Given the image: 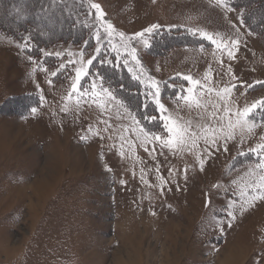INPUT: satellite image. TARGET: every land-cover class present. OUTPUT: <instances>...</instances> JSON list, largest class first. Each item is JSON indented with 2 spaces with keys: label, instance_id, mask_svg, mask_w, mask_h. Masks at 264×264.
Returning a JSON list of instances; mask_svg holds the SVG:
<instances>
[{
  "label": "rangeland",
  "instance_id": "1",
  "mask_svg": "<svg viewBox=\"0 0 264 264\" xmlns=\"http://www.w3.org/2000/svg\"><path fill=\"white\" fill-rule=\"evenodd\" d=\"M63 1L90 43L85 38L58 42L36 56L27 52V38L18 40L0 31V264H232L230 260L237 258L240 264H264V200L246 204V197H241L244 181L239 179L261 159L249 148L261 142L264 108L251 114L259 127L243 144L237 137L228 141L226 152L222 141L220 151L202 152L201 170L196 152L162 147L159 141L141 145L134 131H123L136 127L131 113L146 131L155 133L103 81L116 97L106 111L92 103L90 93L79 106L75 97L65 99L83 52L86 65L95 57L124 71L135 81L125 79L127 88L137 84L143 102L154 105L159 116L172 114L199 123L196 108L176 102L181 89L191 86L183 76L191 75L215 90L235 85L225 100L234 108L250 105L264 98V83H257L264 82V36L251 32L241 20L240 8L231 7L228 0L225 5L217 0ZM93 3L114 25L111 36L96 19ZM44 5L39 0H0V15L27 17L43 33H58L64 11ZM152 24L160 27L130 41L137 49L138 66L118 33L127 38ZM193 29L239 39L238 50L232 49L235 58L199 32L193 34ZM167 30H176L190 43L170 47L165 54L149 52L153 35ZM45 56L56 58L53 68L44 64ZM92 67L87 65L81 89L93 80L101 83L102 74ZM99 68L106 72L104 65ZM58 74L65 79L58 80ZM206 74L210 81L204 80ZM148 76L159 83V98L168 113L155 104ZM204 98L219 102L215 91ZM65 106L68 111L62 110ZM34 107L36 113L31 111ZM164 130L155 134L166 136ZM129 139L135 142L131 148ZM157 169L166 181L163 191ZM230 255L236 258L227 263Z\"/></svg>",
  "mask_w": 264,
  "mask_h": 264
},
{
  "label": "snow or ice",
  "instance_id": "2",
  "mask_svg": "<svg viewBox=\"0 0 264 264\" xmlns=\"http://www.w3.org/2000/svg\"><path fill=\"white\" fill-rule=\"evenodd\" d=\"M217 3L220 5H225L226 0H217ZM91 7L96 9V19L100 21V26L105 28V31L109 36H111L116 30L114 25L104 19L105 13L102 11L101 6L98 3L91 4ZM160 25L152 24L149 27L143 29L141 32L134 33L131 36L125 38V33L119 32L118 35L125 41L124 48L125 51L131 56V59L136 62L139 66L141 64L140 60L137 57V49L132 47L130 41L134 40L136 37H142L145 33H151L153 30L159 28ZM193 34L199 32L200 35L206 37L213 45L216 46L217 50L227 49V55L230 58H235V54L232 51L233 48L238 50L239 39H224L220 34H210L206 31H200L199 29H193ZM97 41L100 40L99 30L96 33ZM113 50L118 51L116 45H113ZM203 50V46H201ZM97 53L100 51L98 46L95 50ZM60 55V53H57ZM71 55V53H69ZM81 55V67L76 68L75 70V79L71 84V89L66 96V100L71 101L75 97V103L77 106L80 105L81 99L85 96H88L89 93L92 97V103L98 105L102 110H107L108 105L113 101H116V97L109 88L103 87V78L101 77V83L98 85L95 80L92 81L89 88L81 89L80 81L88 75L87 65L92 64V59L87 61V65L83 61V52ZM95 59V57H93ZM222 63V61H221ZM124 64H128V60L124 61ZM61 68L64 65L60 66ZM130 72H134L133 68L128 69ZM141 71L143 68L141 67ZM228 72L231 74L232 69L229 67ZM53 76L56 75L55 72L52 73ZM177 75H180L179 73ZM135 79H140L139 76H135ZM183 79L188 81L191 86L186 89H181V92L176 96V102L179 105L183 101L189 109L196 108L197 115L200 117L199 123H193L191 119L184 120L182 117L173 116L172 114H164L159 117L161 121L164 122V128L166 129V136L157 135L155 133H150L145 130L143 126L140 125V121L136 120L135 116L131 113H128L131 116L133 125L136 127L131 129H123V131H134L136 133V139L140 140L141 145H146L147 143H155L159 141L162 147H167L169 149H174L177 151H184L187 149L189 152L197 153V160L203 170L205 164V159L202 157L201 153H207L212 155L214 151L221 150V141L222 150L228 151V141H235L239 137L241 144L244 143L246 136L254 133V129L259 127V125L252 119H250L251 114L254 110L258 108H264V98L253 101L250 105H245L244 107H233L232 104H229L225 97L232 92V89L235 87H224L220 90H215L212 87H208L207 83L202 84L200 80L194 79L191 75H184ZM148 80L151 82V87L155 89V92L152 93L155 104L157 105L161 113H168V109L160 100V89L159 83L152 77L148 76ZM204 80L210 81V77L206 74ZM51 83V81H49ZM257 83H264L257 81ZM247 87H252L248 85ZM99 88V91L97 90ZM197 89H201L199 94H197ZM215 91V95L218 98L219 102H213L211 99H205L204 97L207 94H211ZM186 93V94H185ZM44 100V97L41 96V101ZM117 103L123 107L122 102L117 101ZM211 108V111H209ZM63 111H68L67 106L62 109ZM32 113H36L37 109L34 107L31 109ZM119 111V109H118ZM128 110L125 108V112ZM151 119H157V117H151ZM207 121V123H205ZM107 123V122H105ZM107 131V129H105ZM120 139L124 141L126 138L121 135ZM203 141L204 147H200V141ZM260 141L253 148H249V151L256 153L261 156L259 162L254 166H250L248 171L244 174V177L239 179L244 181L242 185L241 197L245 198V203L249 206L256 200H264V134H261ZM129 147H133L135 142L133 140H127ZM123 145H121V148ZM147 150V148H146ZM123 155V151H121ZM240 155H244L243 152ZM110 170V169H109ZM187 169H185L186 172ZM142 171V180L144 179L143 170ZM158 179L161 181V191H163L162 185L166 183L164 178L159 175V169H157ZM245 178H247L245 180ZM145 183H148L147 180H144ZM238 181L233 180L232 183L236 184ZM124 183V181H121ZM218 187V185H214ZM253 190L251 193L248 190ZM210 201L206 202L207 204ZM235 204V201L229 204L231 208ZM246 209L241 205L240 211L243 212ZM228 215L232 218L234 213L232 211L228 212ZM222 230V229H221Z\"/></svg>",
  "mask_w": 264,
  "mask_h": 264
},
{
  "label": "trees",
  "instance_id": "3",
  "mask_svg": "<svg viewBox=\"0 0 264 264\" xmlns=\"http://www.w3.org/2000/svg\"><path fill=\"white\" fill-rule=\"evenodd\" d=\"M14 1L16 0H13V2ZM64 2L65 1L63 0H39V3L45 4L44 8L47 6L46 9H56V11L61 12L64 11L62 15L63 27L57 31L58 33L45 34L27 17L24 20H13V18H6L4 13L0 15V31L18 40L27 38L28 43H26V50L30 54L33 53L36 56H38L42 48L58 42H81L85 38L87 43H90V39L87 38V31H84V27L79 28L74 22H72L73 14L71 13V7L67 6ZM228 4L231 7L237 9L240 8L241 20L251 32L264 36V0H228ZM78 28L79 33L77 32ZM172 34L176 35L173 37ZM77 35L78 37H76ZM196 38L199 39V37ZM167 41L172 44H168ZM189 43L190 42L187 41V38L176 30L161 31L153 35V40L151 41V46L148 50L155 55H158V53L165 54V50L167 51L170 47H177ZM88 49L89 47L86 45L85 50ZM43 62L44 64H47L48 67L53 68L56 64V58L53 56H45ZM100 65L101 67L104 65L106 68V74L100 70ZM91 67L97 69L102 74L104 84L112 89L124 104L136 113V117L143 118L144 125L146 124L147 127L154 128L153 131L155 133L165 132L157 110L151 103L143 102L137 84H134L132 88H127L124 81L125 79H128L129 76H125L124 71L111 68L106 65L103 60L100 61V59H93ZM61 72L64 71L61 70ZM65 77V75L59 74L56 76L58 80H64ZM129 81L131 83L135 82L132 80ZM128 96H133V99ZM151 117H157V119H151Z\"/></svg>",
  "mask_w": 264,
  "mask_h": 264
},
{
  "label": "bare ground",
  "instance_id": "4",
  "mask_svg": "<svg viewBox=\"0 0 264 264\" xmlns=\"http://www.w3.org/2000/svg\"><path fill=\"white\" fill-rule=\"evenodd\" d=\"M243 250H244V249H242V251H243ZM238 251H239V250H238ZM242 256H245V255H242ZM225 258H226V262L228 263L229 260H230V258H236V256H233V257H232V255H230V256H226ZM230 261H232V264H240V262L238 261V258L236 259V261L233 260V259H231Z\"/></svg>",
  "mask_w": 264,
  "mask_h": 264
}]
</instances>
